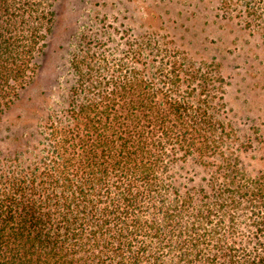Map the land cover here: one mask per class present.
Returning a JSON list of instances; mask_svg holds the SVG:
<instances>
[{
    "label": "trees",
    "instance_id": "trees-1",
    "mask_svg": "<svg viewBox=\"0 0 264 264\" xmlns=\"http://www.w3.org/2000/svg\"><path fill=\"white\" fill-rule=\"evenodd\" d=\"M55 1L0 0V130ZM218 5L264 40V0ZM164 29L75 54L36 133L12 151L0 141V264H264V134L225 116L221 62Z\"/></svg>",
    "mask_w": 264,
    "mask_h": 264
},
{
    "label": "rangeland",
    "instance_id": "rangeland-1",
    "mask_svg": "<svg viewBox=\"0 0 264 264\" xmlns=\"http://www.w3.org/2000/svg\"><path fill=\"white\" fill-rule=\"evenodd\" d=\"M219 1L56 0L54 23L34 81L4 116L2 150L12 151L13 142L26 143L46 109L64 97L72 85L70 61L75 54L109 51L129 37L147 36L148 26L160 23L168 29L159 30L157 37L180 38L188 53L221 62L225 116L244 132L251 133L257 125L264 134V40L240 24V9L223 17ZM251 149L246 139L240 163L249 173Z\"/></svg>",
    "mask_w": 264,
    "mask_h": 264
}]
</instances>
